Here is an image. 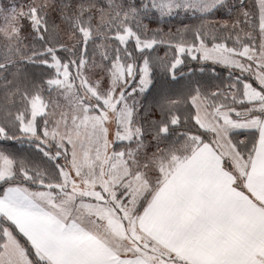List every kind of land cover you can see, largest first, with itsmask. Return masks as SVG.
<instances>
[{"label": "snow or ice", "instance_id": "snow-or-ice-1", "mask_svg": "<svg viewBox=\"0 0 264 264\" xmlns=\"http://www.w3.org/2000/svg\"><path fill=\"white\" fill-rule=\"evenodd\" d=\"M0 264H264V0H0Z\"/></svg>", "mask_w": 264, "mask_h": 264}, {"label": "trees", "instance_id": "trees-1", "mask_svg": "<svg viewBox=\"0 0 264 264\" xmlns=\"http://www.w3.org/2000/svg\"><path fill=\"white\" fill-rule=\"evenodd\" d=\"M3 2L4 3H12L13 0H3ZM25 2H26V0H15V3H17V4H21V3H25Z\"/></svg>", "mask_w": 264, "mask_h": 264}]
</instances>
